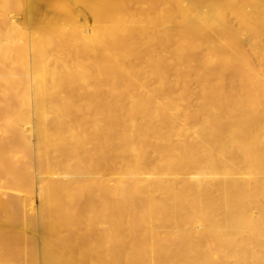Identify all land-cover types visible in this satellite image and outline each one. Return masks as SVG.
Here are the masks:
<instances>
[{
    "label": "bare ground",
    "instance_id": "6f19581e",
    "mask_svg": "<svg viewBox=\"0 0 264 264\" xmlns=\"http://www.w3.org/2000/svg\"><path fill=\"white\" fill-rule=\"evenodd\" d=\"M0 264H264V0H0Z\"/></svg>",
    "mask_w": 264,
    "mask_h": 264
},
{
    "label": "rangeland",
    "instance_id": "374dc122",
    "mask_svg": "<svg viewBox=\"0 0 264 264\" xmlns=\"http://www.w3.org/2000/svg\"><path fill=\"white\" fill-rule=\"evenodd\" d=\"M37 245V244H36Z\"/></svg>",
    "mask_w": 264,
    "mask_h": 264
}]
</instances>
